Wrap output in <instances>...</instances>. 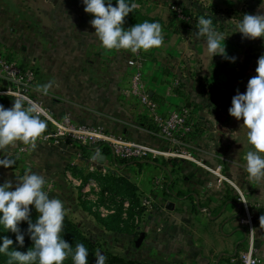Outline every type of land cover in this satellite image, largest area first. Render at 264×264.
I'll use <instances>...</instances> for the list:
<instances>
[{
    "label": "crops",
    "instance_id": "crops-1",
    "mask_svg": "<svg viewBox=\"0 0 264 264\" xmlns=\"http://www.w3.org/2000/svg\"><path fill=\"white\" fill-rule=\"evenodd\" d=\"M141 1H135L137 8L160 23L164 37L161 47L144 51V86L163 111L181 103L196 109L195 132L186 143L199 163L172 158L173 162L163 166H117L111 154L105 156L99 149L81 150L72 142L46 139V127L34 143L16 142L15 147L0 151V182L11 180L15 184L25 172L38 173L46 178V184H53L43 188L49 198L60 199L65 213L82 231L89 225L102 235L118 234L115 237L127 240L143 233L140 246L134 244L138 258H127L153 264H232L233 254L241 250L242 238L243 211L238 191L260 210L259 222L264 215V180H249L246 171L244 157L253 150L247 141L248 129L243 130V120L238 121L228 112L237 90L243 93L246 86L243 60L246 63L257 56L244 52L243 36L236 25L245 13L264 15V0H193L186 4L192 12L240 13L232 23L223 17L213 23L214 29L226 37L221 44L228 57L236 58L235 62L221 55L212 57L205 38L196 37L198 29L192 27L188 35L181 20H174L162 4L149 8ZM151 9L159 14L151 15ZM93 18L85 13L82 0L1 1L0 41L9 59L34 69L33 94L54 115L69 113L77 122L101 124L116 135L170 148V143L146 126L149 117L137 102L121 92L133 69L132 52L103 48L90 24ZM123 27L128 29L126 23ZM50 81L54 86L47 95L36 91L37 85ZM13 103L12 98L0 95V105L6 109ZM6 158L14 161L12 167L2 166ZM202 165H222V174L230 182L219 180ZM101 166L133 182L140 197H149L153 203L152 209L136 217L129 232L106 230L65 176L71 167L85 175L100 173ZM78 217L88 225L85 222L83 226ZM257 246L264 261V227L260 223Z\"/></svg>",
    "mask_w": 264,
    "mask_h": 264
},
{
    "label": "clouds",
    "instance_id": "clouds-1",
    "mask_svg": "<svg viewBox=\"0 0 264 264\" xmlns=\"http://www.w3.org/2000/svg\"><path fill=\"white\" fill-rule=\"evenodd\" d=\"M84 11L94 18L90 21L95 29L94 35L102 47L107 50H130L133 53L143 49L148 51L159 48L164 43L162 27L159 22L137 23L124 29L125 17L133 12L138 5L129 4L126 0H82ZM195 35L197 39L205 38L207 52L221 55L231 62L235 57H228L225 45L221 44L226 37L213 27L212 18L201 15L198 19ZM236 29L243 38L255 40L264 38V15L247 14L242 16ZM256 75L248 80L244 93L237 90L233 96L229 115L248 129L247 141L253 150L246 153V171L249 180H264V55L257 60ZM53 82L37 85L36 91L47 95L53 88ZM13 106L5 108L0 105V151L15 147L16 142L34 143L45 132L47 124L40 118L43 109L24 96L13 99ZM27 103V107L25 104ZM10 155V153H8ZM14 161L6 158L3 167H12ZM46 178L35 172H25L15 184L6 180L0 185V225L16 234V241L22 247L24 235L18 227L21 221L28 222V233L34 246L26 253L12 249L13 240L4 237L0 245V253L9 257L8 264H63L72 256L74 264H88V250L82 243L75 245V250L61 236L65 219L64 203L58 198H49L43 188ZM30 205H34L39 214L36 222L30 219ZM260 226L264 227V215L260 217ZM106 257L102 252L95 254V264H105Z\"/></svg>",
    "mask_w": 264,
    "mask_h": 264
},
{
    "label": "built area",
    "instance_id": "built-area-1",
    "mask_svg": "<svg viewBox=\"0 0 264 264\" xmlns=\"http://www.w3.org/2000/svg\"><path fill=\"white\" fill-rule=\"evenodd\" d=\"M170 9L173 10L180 19L184 18L185 15L182 14V9L178 6L171 5ZM86 14L92 16L91 14ZM198 19L199 18L195 19V23H198ZM132 54L133 69L125 86L121 89V92L137 102L141 110L148 115L149 119L156 127V134L170 143V148L164 149L154 147L122 135H116L108 131L101 124H84L77 122L69 113H63L59 116L54 115L43 101L33 94L35 82L34 69L32 67H22L17 61L9 59L6 48L1 41L0 95L8 96L12 99L22 95L41 107L43 112L40 118L45 120L46 124L50 126V129L44 136L46 139H51L55 143L64 142L66 139L70 140L72 143L77 142L81 145H92L97 142H103L108 146L113 158L117 160L134 161L143 160L145 158H181L199 163L192 154L186 150V138L195 132V123L190 111L186 107H173L167 111H163L159 103L151 96L143 83L142 70L145 60L144 50L141 49L136 53L132 52ZM25 105L27 106V103ZM202 166L205 167L207 171L217 176L219 180L222 179L230 182L222 174V165H217L214 168L206 165ZM107 172V167L101 166L100 173L104 175ZM65 176L75 188H78L81 198L92 203V210L100 217H107L114 212L112 204L100 201L101 185L98 181L89 179L87 182H83L81 178L74 177L70 169H66ZM52 185L51 182L46 184L48 188L52 187ZM238 193L245 210V215L240 218V223L248 225L251 233L248 247L243 251V254L241 253L238 256V258H241L240 264H264V261L258 257V250L253 244L251 214L243 195L239 191ZM104 196L106 197L107 194H104ZM140 203L144 211L150 210L153 207V203L149 197H141ZM128 206L129 203L124 201V209H127Z\"/></svg>",
    "mask_w": 264,
    "mask_h": 264
},
{
    "label": "trees",
    "instance_id": "trees-1",
    "mask_svg": "<svg viewBox=\"0 0 264 264\" xmlns=\"http://www.w3.org/2000/svg\"><path fill=\"white\" fill-rule=\"evenodd\" d=\"M136 0H126L129 4L135 3ZM108 0H106L107 5ZM113 6H116V0H111ZM176 3V2H175ZM174 5V4H171ZM175 15V12L172 11ZM196 17L199 18L201 15H205V18H212L213 23L215 22L213 16L214 14L209 11H196ZM194 15V16H195ZM153 17H150L143 13L141 10L136 8L133 12L129 13L127 17H125L126 27L130 28L137 23H143L144 21L153 22ZM176 20V18H174ZM181 25V24H180ZM183 26V25H182ZM192 27L197 28V23H193ZM243 50L246 53V49L243 45ZM13 100V99H12ZM25 107H27L25 105ZM147 119V118H146ZM145 124L151 130L156 131V127L152 123L150 119L145 121ZM144 125V124H143ZM50 129V126L47 125V130ZM67 142H71L70 140L66 139ZM77 145L81 150H96L99 149L101 153L105 156L111 154L108 146L103 142H97L96 144L92 145H81L77 142H73ZM172 158L166 160L165 158L160 159H148L145 158L143 160H117L113 158V163L117 166L127 165L128 163H133L137 166H142L143 164H155L158 166H163V164L171 163ZM73 175L81 178L83 182H87L89 179H95L101 185V194H100V201L101 202H108L113 205L114 212L107 217H100L95 211L92 210V203L82 199L83 204L86 206L87 210L95 217V219L106 229L109 231L115 232H122L126 231L129 232V229L134 228L135 219L136 217L140 216L144 212V208L141 206L140 199L141 195L138 193L137 186L126 179L123 176L117 175L115 172L110 171L106 174H101L98 172H90L88 174L83 175L82 173H78L77 170L73 167L70 168ZM3 183L0 182V185ZM104 194H107L105 197ZM127 201L129 206L127 209H124L123 202ZM31 209L30 212V219L33 223L36 222L38 217V213L35 210L34 205L29 206ZM260 210L256 212L258 216ZM2 215V214H0ZM21 230V233L24 235V245L21 247L19 243L16 241V234L11 232L10 230L6 231V234L9 239L13 240L12 246H14L15 250L21 252H27L30 248L34 246V242L30 238V234L28 233V222L21 221L18 225ZM137 232L134 233L137 236ZM62 238L69 243L73 247V251L75 250V245L77 243H82L86 249L88 250V264H95V254L97 252V248L99 244L92 240L89 236H87L82 229L78 226V224L72 221L68 215L65 213V219L63 224V231L61 232ZM103 255H105L106 260L105 264H153L148 261H141L136 259H130L124 257L119 254H115L109 250H104ZM16 264V262H14ZM63 264H74L72 260V256L69 255L64 261Z\"/></svg>",
    "mask_w": 264,
    "mask_h": 264
},
{
    "label": "rangeland",
    "instance_id": "rangeland-1",
    "mask_svg": "<svg viewBox=\"0 0 264 264\" xmlns=\"http://www.w3.org/2000/svg\"><path fill=\"white\" fill-rule=\"evenodd\" d=\"M6 3L7 0H0V3ZM138 1H141V0H138ZM145 3V5H147L149 8H153L155 4H157V6L159 4H162V6H165L167 10H169L168 13L171 14V16L173 18H176V19H179L181 20V23L184 24V27H185V31L187 32L188 35H190L192 33V25L193 23H195V19L197 18L195 12H192V10H189V7H186V4L188 5L189 3L193 2V0H142L141 2ZM176 2V3H175ZM233 2H236V0H233ZM171 4H174L176 6H178L179 8L182 9V14L185 15L183 19H180L179 17H177L176 13L175 15L173 14V10L170 9V6ZM9 7H10V2H9ZM219 10L215 11L214 12V21L217 22V21H220L221 18L223 17L224 19H227L226 22H229V23H232L234 22L235 18H238L240 15V13H235V12H225L222 11V13H219L218 12ZM151 13V15H156V14H159L158 12L156 11H153L151 9V11L149 12ZM212 13V12H211ZM222 14V15H221ZM226 16H224V15ZM195 15V16H194ZM255 15V14H253ZM193 22V23H192ZM232 33V32H231ZM234 34H232L233 36ZM190 40V39H188ZM243 45H244V48L246 49V53L250 54V55H257V56H254L255 60H249L247 59L246 63H244V60H243V83H245L246 86L243 85V93L246 91V88H247V83H248V80L255 76L254 75V72L256 67H257V60L258 58L261 56V55H264V38H257L255 40H251V39H245L243 38ZM184 52V51H182ZM185 52H188L187 49H185ZM252 57V56H251ZM249 66L250 67V70L247 71L245 70L244 72V69H246V67ZM222 101V100H221ZM192 104V102H191ZM178 107H186L184 105V103L182 104H179ZM187 108V107H186ZM194 108V107H193ZM191 107L188 108V110L190 111V114L191 116L195 119L196 116L195 114L193 113L196 109H193ZM246 128L243 127V130H245ZM192 135H194V133L190 134L189 136H187L188 140H190V138L192 137ZM186 138V140H187ZM245 138V137H244ZM191 150L190 148H188V146L186 147V150L188 151ZM173 159H181V158H173ZM77 194L80 195L79 191H78V188L75 189ZM81 197V196H80ZM243 197L245 199V203L247 204L248 206V210L251 214V220H252V239H253V244L254 246L257 248V229L259 227V219H258V216L256 215V211H257V208H253V206L250 204L251 200L248 199V197L244 194L243 192ZM241 201V199H240ZM242 204V211H243V217L245 215V210H244V205L243 203L241 202ZM94 218V217H92ZM78 221H80L81 223H84L83 226H86L85 225V219H83V217H78ZM95 222H97L95 220ZM86 224L88 225V223L86 222ZM241 226V233H242V238H241V242L239 243L240 244V251L239 252H236L233 254V263L232 264H240V260L241 258L238 256L242 253L243 254V251L246 250V248L248 247V244H249V241L251 239V233H250V230H249V227L248 225L246 224H242L240 225ZM87 227V226H86ZM85 227V231H83L84 233L87 232L86 235H89L90 238H92L95 242H97L99 244V247L97 248V251H100L104 252V250H112V251H117V253H120L122 255H124L125 257H135L136 255H134V252L136 251V248H138L140 246V244L136 247L134 245V238L133 239H129L127 240L126 238H123V237H115L117 236L118 234L114 235V234H109V235H102L101 234V231L98 230L97 228L93 227V228H89V225L88 227L86 228ZM6 229L3 227V225H0V245H2L3 243V238L4 237H7V234H6ZM226 243L227 240H226ZM136 247V248H135ZM12 249H15L14 246H10V251ZM257 255L259 257V252H257ZM242 256V255H241ZM138 258V256H136ZM260 258V257H259ZM8 261H9V257L3 253H0V264H8ZM178 264V263H177Z\"/></svg>",
    "mask_w": 264,
    "mask_h": 264
},
{
    "label": "water",
    "instance_id": "water-1",
    "mask_svg": "<svg viewBox=\"0 0 264 264\" xmlns=\"http://www.w3.org/2000/svg\"><path fill=\"white\" fill-rule=\"evenodd\" d=\"M143 237H144V234H143V233H140V234L138 235V237L135 239L134 244H135L136 246H138V245L140 244L141 240L143 239Z\"/></svg>",
    "mask_w": 264,
    "mask_h": 264
}]
</instances>
